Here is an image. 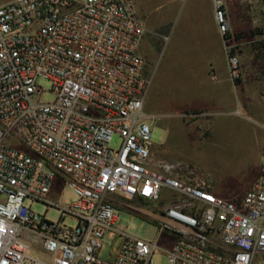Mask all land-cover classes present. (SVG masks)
Returning <instances> with one entry per match:
<instances>
[{"label": "built area", "instance_id": "built-area-1", "mask_svg": "<svg viewBox=\"0 0 264 264\" xmlns=\"http://www.w3.org/2000/svg\"><path fill=\"white\" fill-rule=\"evenodd\" d=\"M212 5L225 41L223 0ZM143 30L132 0H0V264H154L155 252L167 264H264V146L234 200L210 193L192 164L155 158ZM224 50L232 80L237 58ZM38 78L51 100L38 99ZM56 178L69 203L48 197ZM163 191L157 235L172 238L167 249L113 226L119 199L162 201ZM107 233L109 244L120 237L111 260L99 256Z\"/></svg>", "mask_w": 264, "mask_h": 264}, {"label": "rangeland", "instance_id": "rangeland-1", "mask_svg": "<svg viewBox=\"0 0 264 264\" xmlns=\"http://www.w3.org/2000/svg\"><path fill=\"white\" fill-rule=\"evenodd\" d=\"M242 2L246 19H224L227 24L224 45H228L230 52L236 55L238 70V75L232 78L235 86L231 92V116L220 113L213 104L185 107L176 101L170 102L174 99L175 89L165 87L159 79L152 78L143 96V112L151 122V140L154 143H167L170 135H173L178 149L192 148L193 161L186 156L175 159L192 164L207 178L210 193L228 200L239 198L257 175L264 142V0ZM132 4L136 9L133 0ZM37 83L44 89L38 99L51 100L53 93L50 81L38 78ZM241 92L243 98H238ZM226 108H229L228 104ZM166 119H170L172 129L167 128L164 132L167 135L164 136L160 124ZM118 143V136L113 135L109 146L116 147ZM12 146L20 148L17 144ZM163 194L164 200L148 203L136 198L119 199L116 205L118 218L113 226H123L125 232L149 241L155 240L160 249H167L171 238L164 233L157 235L160 221L150 215L151 212L157 215L161 213L169 196L167 191H163ZM48 197L63 204L69 203L74 195L68 187L57 184ZM25 203L30 204L31 209L36 212L44 213L49 219H55L58 215L54 209L45 210L44 205L39 202L31 203L26 200ZM64 221L73 223L70 218H65ZM110 239L111 233H107L99 251V256L106 260L114 257L120 242L118 236L111 244ZM31 252L47 256L34 247ZM152 261L154 264H167L165 255L160 252L152 255Z\"/></svg>", "mask_w": 264, "mask_h": 264}, {"label": "crops", "instance_id": "crops-1", "mask_svg": "<svg viewBox=\"0 0 264 264\" xmlns=\"http://www.w3.org/2000/svg\"><path fill=\"white\" fill-rule=\"evenodd\" d=\"M133 3L144 27L137 52L144 60L149 84L152 78L159 79L165 87L175 89L170 102L185 107L213 104L220 113L231 116V92L235 85L228 73L225 42L217 29L212 0H133ZM223 4L225 19H246L242 0H223ZM242 96L241 92L238 98ZM169 120L160 124L163 133L169 127L172 129ZM172 136L167 143L154 146V157L180 160L175 157L186 156L192 160V148L178 149ZM57 184L62 185L59 178L54 180L52 190ZM150 215L161 217L152 212Z\"/></svg>", "mask_w": 264, "mask_h": 264}, {"label": "trees", "instance_id": "trees-1", "mask_svg": "<svg viewBox=\"0 0 264 264\" xmlns=\"http://www.w3.org/2000/svg\"><path fill=\"white\" fill-rule=\"evenodd\" d=\"M140 201H142V200H140ZM143 203H145L144 201H142Z\"/></svg>", "mask_w": 264, "mask_h": 264}]
</instances>
